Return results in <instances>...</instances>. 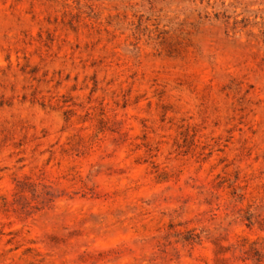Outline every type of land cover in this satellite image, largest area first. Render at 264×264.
I'll list each match as a JSON object with an SVG mask.
<instances>
[{
    "label": "rangeland",
    "instance_id": "obj_1",
    "mask_svg": "<svg viewBox=\"0 0 264 264\" xmlns=\"http://www.w3.org/2000/svg\"><path fill=\"white\" fill-rule=\"evenodd\" d=\"M0 264H264V0H0Z\"/></svg>",
    "mask_w": 264,
    "mask_h": 264
}]
</instances>
